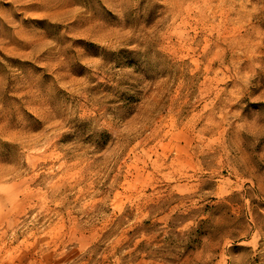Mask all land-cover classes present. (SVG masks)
I'll return each instance as SVG.
<instances>
[{
    "label": "rangeland",
    "instance_id": "rangeland-1",
    "mask_svg": "<svg viewBox=\"0 0 264 264\" xmlns=\"http://www.w3.org/2000/svg\"><path fill=\"white\" fill-rule=\"evenodd\" d=\"M0 264H264V0H0Z\"/></svg>",
    "mask_w": 264,
    "mask_h": 264
}]
</instances>
